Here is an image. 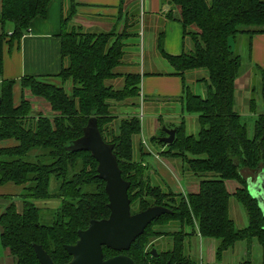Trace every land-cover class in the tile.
<instances>
[{
  "label": "trees",
  "instance_id": "16d2710c",
  "mask_svg": "<svg viewBox=\"0 0 264 264\" xmlns=\"http://www.w3.org/2000/svg\"><path fill=\"white\" fill-rule=\"evenodd\" d=\"M170 8L166 17L183 26L185 49L181 54H169L163 48V32L158 48L183 79L184 110L197 114L199 132L188 134L185 121L177 126L173 143L162 137L153 142L167 146L163 156L181 158L185 169L200 178L196 192L175 193L154 185L145 175L146 166L134 158V136L141 132L138 115L119 117L112 112L110 101H123L139 96V74L125 76V85L115 88L107 81L119 76L114 69L125 54L124 40L130 35L115 30L85 31L82 26H69L76 14L62 20V70L53 76L26 75L22 89L30 88L51 104L52 115H31L29 105L21 100L14 104V79H4L0 85V141L14 139L11 146H0V183L13 182L23 186L20 209L13 196L0 215V241L13 264H40L35 245H41L56 264L71 260L66 249L78 240L79 230L88 227L92 219L110 214L106 182L98 176V162L89 151H70L67 146L84 133L91 117L106 142L113 145L122 176L130 182L129 197L132 212L151 206H164L169 212L154 220L128 251L104 247L105 258L124 253L137 264H194L186 254L185 231L219 240L216 255L221 258L237 242L256 239L262 248L264 264V214L259 202L248 189L244 172L264 171V67L261 76L259 109L254 96L248 99L251 113L257 114L250 133L247 122L236 110L237 79L245 71L242 56L235 52L230 39L240 34L249 37L251 50L255 33H264V0H163ZM50 0H2L0 21L11 22L9 37L5 28L0 33V77L3 69L5 42L19 41L37 16L45 17ZM189 40V41H188ZM206 70L197 81L204 84V93H196L186 83V74ZM71 81V91L64 86L47 84L40 79ZM62 83V84H63ZM118 123H113V121ZM116 127V128H115ZM52 178L57 182L50 191ZM235 180L239 186L230 192L226 182ZM234 196L245 208L248 224L237 228L230 216V198ZM61 198V206L52 210L49 222H42L41 209L34 200ZM136 208V210L134 209ZM179 224L171 233L172 247L157 250L153 256L146 246L165 232L155 225ZM154 247V245H152ZM236 264H255L251 259Z\"/></svg>",
  "mask_w": 264,
  "mask_h": 264
},
{
  "label": "crops",
  "instance_id": "0c3cea01",
  "mask_svg": "<svg viewBox=\"0 0 264 264\" xmlns=\"http://www.w3.org/2000/svg\"><path fill=\"white\" fill-rule=\"evenodd\" d=\"M74 0H50L45 17L37 16L30 23L28 32L19 40L13 43L5 42L3 46V69L1 79H14L16 81L13 87L14 104L19 105L24 91L21 87V79L26 75H57L62 70V52L61 38L62 20L66 11ZM76 17H79L82 27L85 31L90 32H109L112 30L118 33L124 32L133 35L124 48L125 54L120 65L114 72L119 76L107 81L115 88H122L125 85V76L128 74H139L141 82L139 84V96L126 99L123 101H112V106L117 108L119 117L137 115L136 106H140L141 112L147 117L161 115L159 109L167 104L179 103L180 121L171 123L169 129H176L182 121L186 125V112L184 110V93L183 79L174 73L169 62L161 55L158 42L162 33H165L163 48L169 54L178 55L185 49V40L183 36L182 24L174 19L166 17L170 6L163 0H75ZM2 10V0H0V11ZM5 28L8 32L13 33L14 25L7 22L5 25L0 21V33ZM10 37V36H9ZM236 37H234L235 39ZM131 39H133L131 41ZM135 40V41H134ZM232 45V39H230ZM233 47V45H232ZM251 61L254 65L264 67V34H255L252 38ZM159 58H163L166 63H160ZM193 72V71H192ZM246 72V73H245ZM245 73V74H244ZM249 70L246 69L237 79V91L241 104L247 100L244 92L250 84ZM187 76V74H186ZM205 74L202 76L204 77ZM198 75L193 79L196 83ZM186 83L187 77H186ZM19 91V99L15 100V94ZM236 91V94H237ZM243 91V93H242ZM237 102V98H236ZM237 105V104H236ZM135 106V107H134ZM239 106V105H238ZM146 110L148 113H146ZM181 115V116H180ZM242 115V114H241ZM243 116V115H242ZM253 115H251L252 117ZM197 118V116H195ZM146 118V116H145ZM162 119V118H161ZM159 119V121H161ZM141 120V118H140ZM160 123H153L148 135L144 133V123L141 120V132L134 136V158L141 161L146 166L148 173L161 177L170 190L175 193L186 194L183 187L186 186L191 192L198 191L197 180L190 175L184 174L183 160L180 158H170L161 154L167 146L157 143L155 145L152 138L157 134L155 131L160 129ZM163 139V138H162ZM16 142L0 141V146H11ZM248 179H255L257 173L246 172ZM185 176V177H184ZM187 176V177H186ZM185 179V180H182ZM186 181V184L184 183ZM230 181V180H229ZM227 181V188L232 184L233 192L238 186L233 182ZM23 186L13 182L0 183V196H17L21 194ZM42 200V199H41ZM47 200V199H44ZM240 212L241 209H238ZM0 203V215L2 213ZM243 214V213H242ZM248 220V219H247ZM244 222V220L242 219ZM195 242L202 247L208 238L195 233ZM199 238V241H197ZM215 240V239H214ZM245 243H244V242ZM239 241L242 244L240 250L236 251V244L224 253L226 256L229 250L232 255H227L229 262L235 261L237 257L245 254L250 255L248 243L254 245V241ZM203 242V243H202ZM219 242H217V249ZM215 247V244H213ZM203 250V248H202ZM237 253V255H236ZM244 253V254H243ZM229 254V253H228ZM244 257V256H242ZM232 263V262H231ZM234 263V262H233ZM214 264V263H208Z\"/></svg>",
  "mask_w": 264,
  "mask_h": 264
},
{
  "label": "rangeland",
  "instance_id": "374dc122",
  "mask_svg": "<svg viewBox=\"0 0 264 264\" xmlns=\"http://www.w3.org/2000/svg\"><path fill=\"white\" fill-rule=\"evenodd\" d=\"M71 5L76 6L75 0L73 1V4H71ZM71 5L68 8L66 7V11H65L66 16H69V14H71V11H70ZM76 15H77V12L72 17V19L69 21L70 27L82 26L79 17H76ZM259 33H261V32H259ZM259 33H255V34H259ZM131 37H133V39L136 38L135 36L130 35L128 38H126L124 40V42L127 43ZM133 39H131V41ZM231 39H232L233 49L235 50L236 53H238L242 56L244 70L248 69L249 73H250L249 74L250 84L247 88H245L246 90H244V92L247 95V100L244 102V105L241 104L240 99L242 97L239 99V96H238L239 92L237 91V94H236V98H237L236 110L240 114L243 115L242 116L243 120L245 122H247L248 127L250 129V133L252 134L253 133V124H254V120H255V117L257 116V114L250 112L247 102L251 96H254L256 98L257 103H258L259 109H261V106H262V98H261V94H260L261 76H260V72H259V66L254 65L251 61V51L252 50L249 49V44H248L249 37H248V35L240 34V35L236 36L235 39L234 38H231ZM251 49H252V44H251ZM159 59H160L159 60L160 63H163L165 61L163 58H159ZM164 63H166V62H164ZM170 67H171V69H173L172 66H170ZM204 74L207 75V71L204 69L196 70V71L187 73L186 77H187L188 85L196 93H201V94L204 93V91H203L204 84L202 82H198V81L196 83H194L193 79L197 75H198V78H200ZM40 81L46 82L47 84L64 86L68 92L71 91V87H72L71 81H67V83H65V84L62 82L61 79H53V78L52 79L51 78L40 79ZM115 87H117V85H115ZM23 90H25L24 94H23V99L29 105V108H30L29 111H30L31 115L43 114V115H49L50 116L53 114V111L51 109V104L49 103L48 100H46L42 96L34 94L30 88H26ZM242 93H243V91H242ZM18 99H19V91H18V93L16 92V94H15V100H18ZM128 99H130V98H128ZM110 102L112 103V101H110ZM135 108H136L135 110L137 111V115L139 117H141L140 106H136ZM116 111H118V109L114 108V106H113L112 112L114 114L118 115V113ZM157 112H161L162 117L160 115L155 116V117H153L151 115V117H147V114L144 115L143 117H141V120L145 126L144 133L146 135H148V132H150L153 123L163 122V124H161L160 129L159 130L157 129L155 131V133L157 134L156 136L164 138L167 136L165 129H169V126L172 125L171 123H176V122L180 121L181 118L179 117V114H182V112L180 113L179 103H177V102L167 104L164 107L162 106L161 109H159V111H157ZM146 113H148L147 110H146ZM186 115H187V118H186L187 133L196 135L200 130L198 120L195 117V116H197V114L186 112ZM251 115H253V116L251 117ZM145 116H146V118H145ZM159 119H161V121H159ZM113 123L116 124V123H118V121L115 120V121H113ZM10 140L16 142L14 139H10ZM5 141H9V140H5ZM154 143H156V142H154ZM155 145L158 146L159 150L161 149V147L157 143ZM183 164H184V162H183ZM183 171H184V174L190 175L192 178H195L198 181L197 186L192 188V189H196L199 185L200 178H198L195 175H193L192 173L188 172L185 169V166L183 167ZM148 172L149 171H147V173H145V175L151 181L150 183H152L154 185L159 184L160 186H162V188L164 190H167V188H166L167 184L165 183V181L161 177H158V176L154 175L153 173L151 174ZM244 173H246V172H244ZM253 173L259 174L260 172L258 173V171H257V172H253ZM246 175H249V174H246ZM182 180H185V179H182ZM229 182H233V183L236 182L238 184V182L235 180H230ZM184 183L186 184V181H184ZM56 187H57V182L54 178H52L51 185H50V191H52V192L55 191ZM231 189H232V184H229V190H231ZM22 192H23V189H22ZM22 192H20L21 194L17 193V196L13 197L14 200L17 202L20 209L22 208V205H23ZM183 192L188 194L191 191L186 186H184ZM9 202H10V199L0 198L2 210H3L4 206H6V204ZM34 203L36 204V206H38L41 209L40 213H41L42 222L48 223L52 210L57 209L61 206L62 199L59 197L47 198V200L36 199V200H34ZM134 209L136 210V208H134ZM238 209H241L242 212H240ZM230 216L234 220L237 228H242L248 224V220H247L248 218H247L246 210H245L244 206L234 196H231V198H230ZM242 219L244 220V222L242 221ZM153 229H156L159 231H164L165 234L162 237H160L158 239H154L152 242H150L146 246L145 252H148L150 249H153V248H156L160 251L170 249L172 247V236L170 234L173 232H176L180 228H179V224L172 223V224H164V225L158 224V225L153 226ZM185 231L190 234L186 238L185 252H186V254H188L192 258V260L194 261V264H208V263L236 264V263H239V262L246 260V259L253 260L255 262V264H262V248L256 239L253 240L254 245H252V243H248V246H249L248 249H250V255L248 257L247 256L245 257V254L243 253L244 255H241L240 258L237 257L238 259H235V261H231L232 262L231 263L227 260V255L233 256V252L231 250H229L230 251V252H228L229 254L228 253L225 254L226 255L225 257L223 256V257L219 258L216 255V249L215 248L217 246V242H219L218 239L208 238L206 240H203L205 242L204 243L202 242L203 245L201 247L199 245V243L195 242V235H194L195 233H194L193 229L189 226H186ZM197 241H199V238H197ZM213 244H215V247ZM152 245H154V247ZM241 245L242 244H240L238 242L236 243V247H235L236 251L240 250ZM202 248H203V250H202ZM5 249L6 248H4L2 246L1 241H0V264H13L12 263V256H10L8 258ZM236 255H237V253H236ZM242 256H244V257H242Z\"/></svg>",
  "mask_w": 264,
  "mask_h": 264
},
{
  "label": "water",
  "instance_id": "95a60500",
  "mask_svg": "<svg viewBox=\"0 0 264 264\" xmlns=\"http://www.w3.org/2000/svg\"><path fill=\"white\" fill-rule=\"evenodd\" d=\"M167 136L162 140L167 145L174 142L176 129H165ZM70 151H89L98 162V176L106 182L105 191L109 198L110 214L107 218L92 219L87 228L79 230L78 240L66 249L72 256L64 264H137L130 256L120 253L105 258L104 247L115 251H128L133 242L158 217L169 212L164 206H151L132 212L129 197L130 182L122 176L113 145L106 142L98 128L96 117H91L83 135L71 141ZM248 189L259 202L264 214V171L255 179H248ZM40 264H56L41 245H35ZM153 256L158 252L152 249ZM169 264V263H167Z\"/></svg>",
  "mask_w": 264,
  "mask_h": 264
},
{
  "label": "built area",
  "instance_id": "2783aa9c",
  "mask_svg": "<svg viewBox=\"0 0 264 264\" xmlns=\"http://www.w3.org/2000/svg\"><path fill=\"white\" fill-rule=\"evenodd\" d=\"M11 35H12V32L9 33V36H11ZM1 83H2V79L0 78V85H1ZM143 116H144V114H143V111H142V112H141V117H143ZM141 117H140V118H141Z\"/></svg>",
  "mask_w": 264,
  "mask_h": 264
}]
</instances>
